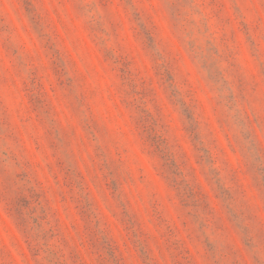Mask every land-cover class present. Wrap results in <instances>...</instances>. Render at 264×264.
Here are the masks:
<instances>
[{"label":"rangeland","instance_id":"1","mask_svg":"<svg viewBox=\"0 0 264 264\" xmlns=\"http://www.w3.org/2000/svg\"><path fill=\"white\" fill-rule=\"evenodd\" d=\"M0 264H264V0H0Z\"/></svg>","mask_w":264,"mask_h":264}]
</instances>
